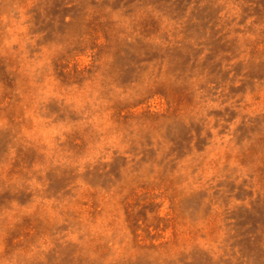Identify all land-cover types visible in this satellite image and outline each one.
I'll return each instance as SVG.
<instances>
[{"label": "rangeland", "instance_id": "obj_1", "mask_svg": "<svg viewBox=\"0 0 264 264\" xmlns=\"http://www.w3.org/2000/svg\"><path fill=\"white\" fill-rule=\"evenodd\" d=\"M0 264H264V0H0Z\"/></svg>", "mask_w": 264, "mask_h": 264}]
</instances>
